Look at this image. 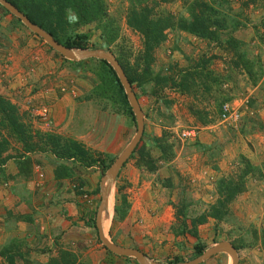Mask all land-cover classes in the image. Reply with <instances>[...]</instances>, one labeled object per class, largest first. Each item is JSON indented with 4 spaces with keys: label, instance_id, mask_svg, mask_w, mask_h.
Segmentation results:
<instances>
[{
    "label": "rangeland",
    "instance_id": "374dc122",
    "mask_svg": "<svg viewBox=\"0 0 264 264\" xmlns=\"http://www.w3.org/2000/svg\"><path fill=\"white\" fill-rule=\"evenodd\" d=\"M155 1L160 3L161 10L174 15L182 13L186 17L183 3L194 0ZM107 4L108 12L118 17L120 26L115 45L123 49L132 61L142 48L140 37L125 25L127 0H109ZM228 8L230 14L245 26L243 31L236 34L245 44L243 50L249 58H259L263 65L261 78L255 87L242 73L227 78L226 55L219 49L176 31L167 33L166 42L155 52L153 73L162 71V74H168V67L174 71L191 68L202 57H214L208 68L214 77L219 78V89L204 94L201 88L196 99L167 89L160 96L150 98L135 89L144 116L140 145L151 149V156L157 160L159 152L152 147L154 139L166 134L172 159L167 163L159 162L154 173L138 169L136 156L127 161L115 180L109 204L103 211L102 227L106 239L115 246L141 251L148 259L157 260V263L170 264L176 258L191 261L196 245L203 246L206 251L221 242L232 245L242 240L244 246L237 250L238 264H264V249L245 244L250 242L253 230L264 229V176L246 180V191L229 207V221L219 223L207 217L210 206L217 199L215 186L218 179L235 174L242 167L243 159L253 166L261 165L264 160V29L261 27L264 0H255L254 3L250 0H228ZM92 30V27H85L79 32L91 31L92 42H98V35ZM114 46L111 47L112 52ZM111 51L105 52L114 56ZM88 64L73 71L41 39L0 10V96L17 108L22 122L32 131L74 140L91 153L100 155V164L91 168L98 176L88 179L94 185L98 183L92 196L85 191L80 176L71 179L74 191L79 196H95L97 206L95 203L90 208L86 206L85 211V216L92 218L100 200V180L108 170L103 172V168L110 159L114 158L115 161L128 146L135 135L136 125L116 103L93 96V90L99 84L93 70L99 65ZM218 91L231 96V101L225 105L238 109L239 119L235 124L221 120L225 105L221 113L216 112ZM190 106L200 110L202 115L204 111L208 113L212 123L202 125L199 118L191 114ZM43 109L48 112V121L39 117ZM191 129L195 131V138L183 139L181 132ZM12 148L8 156H17L16 151L20 147ZM37 159L50 161L52 155L39 153L35 156ZM78 171L80 173L82 170ZM117 188L120 190L118 197ZM122 197L127 200L130 209L125 220L120 222L114 220L113 208L116 199L120 202ZM2 202L0 213L6 226L4 230L0 229V250L14 242L24 253V259L16 258V264H43L40 261L42 256L29 254V251L41 252L50 240L43 242L42 238L32 241L17 238V218L13 213L5 215L8 200L4 198ZM182 205L185 208L180 211ZM107 209L109 217L105 219ZM201 217L205 218V222L197 225V237L175 235L180 224L177 218H185L189 230L194 225L191 221ZM89 222L87 225L83 223L82 228H88L92 237L89 242L86 240L80 244L79 249L76 248L83 257L80 263L107 264L111 255L105 251L98 240L97 231L92 229V222ZM75 234H71L73 238ZM87 244L88 247H85ZM112 258L115 260L111 261L112 264L133 262V259L128 261L114 255ZM0 264H4L1 259ZM203 264H231V258L228 254H218Z\"/></svg>",
    "mask_w": 264,
    "mask_h": 264
},
{
    "label": "trees",
    "instance_id": "16d2710c",
    "mask_svg": "<svg viewBox=\"0 0 264 264\" xmlns=\"http://www.w3.org/2000/svg\"><path fill=\"white\" fill-rule=\"evenodd\" d=\"M14 6L23 14L32 24L38 26L43 31L53 37L60 45L68 49L77 50H104L111 51V47L119 39V21L118 17L108 12L109 0H5ZM162 2L168 3L166 0ZM254 3L255 0H250ZM160 3L155 0H127L125 8V25L131 31L135 32L141 39V50L139 54L131 61L129 56L121 48L112 52L120 67L122 68L131 88L138 101L135 89L142 91L148 97H158L163 90H175L179 95H185L196 99L201 88L204 94H211L219 89V78L214 77L209 70V64L214 57L201 58L197 64L191 68L174 71L168 67L170 73L162 74V71L153 73V64L155 62V52L163 46L167 40L169 32H183L193 36L207 45H213L226 55V65L228 68L227 78L234 77L237 74H243L252 87H255L262 75L263 65L259 58H249L247 52L243 50L244 42L237 38L244 25L237 20V17L230 14L228 0H194L193 2H184L183 11L186 17L181 14L174 15L159 8ZM0 10L9 15L16 24L22 26L19 19L11 16L1 6ZM92 27L93 33H96L98 42H92L93 34L90 32H79L82 28ZM264 29V18L261 22ZM50 49V48H49ZM52 51V50H51ZM61 59L68 64L70 69L78 71L86 63H97L99 67L94 71L98 79V87L93 90V96L101 100L116 103L121 107L122 112L135 123L134 115L127 102L124 90L117 79L113 69L105 61L84 60L72 62ZM88 64V65H89ZM174 71V72H173ZM223 78H221L222 80ZM216 112L221 113L223 105L231 101V96L224 92L217 93ZM251 105V104H250ZM190 112L197 116L202 125H210L209 114L190 106ZM141 143V141H140ZM138 144L137 148L129 158L135 156V165L138 169L147 170L154 173L158 168L159 162H169L172 159L170 146L167 145L166 134L160 138L154 139L152 145L159 152V157L155 160L150 150L144 145ZM18 146L16 151V167L18 175L23 179L31 177L32 165L35 163L31 155L50 154L55 163L54 178L56 181L71 180L74 171L79 168H92L99 163L100 155L93 154L84 146L74 140L64 139L60 136L39 131H32L31 127L24 124L18 113L17 108L6 98L0 96V182L7 181L5 175V165L10 157L8 152L12 147ZM128 160V161H129ZM242 160V158H241ZM114 158L110 159L103 168L106 171L113 163ZM127 163V162H126ZM264 176V160L259 166H253L247 160L243 159L242 167L235 174L218 179L215 191L217 199L210 206L207 217L218 221H229V207L234 200L246 191V180L251 177ZM120 190L117 188L118 197ZM184 205L181 206L185 208ZM130 205L125 198L120 202L116 199L113 208V218L117 221H124L128 215ZM178 212V211H177ZM89 218L92 222V229L95 228V214ZM179 215V212H178ZM24 218H20L23 221ZM179 220V230L175 235H190L197 237V225L205 222V218H197L191 223L194 225L189 230L186 228L185 218ZM87 221V223H88ZM97 233V232H96ZM248 247L261 246L264 249V229L260 231L253 230L251 233ZM239 243V244H237ZM232 243V246L238 250L244 246V241L239 240ZM106 251V250H105ZM195 255L193 259L202 255L205 251L203 246L194 247ZM109 255L111 253L106 251ZM16 258L24 259L21 249L12 242L0 250V259L4 264H16ZM128 260L127 258H124ZM134 264H138L132 260ZM185 262L182 258H176L171 264ZM45 264H82L78 262L75 254L67 251H61L55 257H49ZM131 264V263H130Z\"/></svg>",
    "mask_w": 264,
    "mask_h": 264
},
{
    "label": "crops",
    "instance_id": "0c3cea01",
    "mask_svg": "<svg viewBox=\"0 0 264 264\" xmlns=\"http://www.w3.org/2000/svg\"><path fill=\"white\" fill-rule=\"evenodd\" d=\"M233 109L238 111L237 108ZM9 157L10 159L5 165L7 182L0 184V204H4L2 202L4 198L7 199L9 206L5 215L10 216V213H13L17 218L15 226L19 229V236L16 237L29 239V241L42 238L43 242L49 239L50 241L47 242V245H44L45 248L41 252L39 250L38 252L29 251V254L42 256L40 261L43 264L47 263L49 257H55L63 250L77 255L78 262H80L83 257L80 255L81 251H77L79 245L84 244L86 240L89 242L92 237L88 228H82V224L87 225L89 219L85 216L86 206L90 208V205L96 204L97 200L95 196L87 197V194L79 196L74 191L72 180L80 176L84 181L85 191L92 196L98 183L94 185V182L90 183L88 179L95 178L98 176L97 173L91 168H79L78 170L82 171L79 173L76 170L74 173L78 172L77 176H73L72 180L56 181L54 178V161L51 159L50 161L37 159L34 160L35 163L32 165L31 177L23 179L18 175L14 154H9ZM31 157L35 159V155H31ZM95 180L98 181V179ZM5 215L4 218H7ZM1 218L0 213V229L4 230L6 224ZM20 218H24L23 221H20ZM78 231L82 233L79 234ZM71 234H75V239ZM45 235H48V237L45 238ZM85 247H88V244ZM85 247L83 246V250ZM111 261L115 262L112 256L107 264H112ZM153 261L158 262L157 260ZM104 263L106 264V262Z\"/></svg>",
    "mask_w": 264,
    "mask_h": 264
},
{
    "label": "water",
    "instance_id": "95a60500",
    "mask_svg": "<svg viewBox=\"0 0 264 264\" xmlns=\"http://www.w3.org/2000/svg\"><path fill=\"white\" fill-rule=\"evenodd\" d=\"M0 6L11 16L19 19L26 29H28L31 33L41 39L51 50L56 52L63 59L72 62H79L90 59L105 61L115 72L117 79L124 90L129 107L131 108L134 115L136 132L128 146L110 165L100 181V201L95 214V228L97 231L99 242L105 248V250L112 255L121 258L133 259L138 264H161L148 259L142 252L138 250L120 248L115 246L113 243L106 239L102 227V214L104 209L107 208L109 204V199L111 198L115 180L122 167L129 160V158L137 148L144 132V116L142 110L122 68L111 53L101 50L68 49L57 43L51 35L43 31L41 28L32 24L23 14H21L14 6H12L7 1L0 0ZM218 254H228L231 258V264H238L239 259L237 250L231 245V243L228 242H221L212 246L211 248L204 251L201 256L191 261L176 264H203L204 262Z\"/></svg>",
    "mask_w": 264,
    "mask_h": 264
},
{
    "label": "built area",
    "instance_id": "2783aa9c",
    "mask_svg": "<svg viewBox=\"0 0 264 264\" xmlns=\"http://www.w3.org/2000/svg\"><path fill=\"white\" fill-rule=\"evenodd\" d=\"M42 120L48 121V112L46 109H43L42 112L40 113ZM239 119V114L238 111L230 107L229 105L223 106L222 114H221V120L226 122L230 121L232 124H235ZM181 137L183 139H194L195 138V131L194 130H186L181 132ZM41 177V174H40Z\"/></svg>",
    "mask_w": 264,
    "mask_h": 264
},
{
    "label": "bare ground",
    "instance_id": "6f19581e",
    "mask_svg": "<svg viewBox=\"0 0 264 264\" xmlns=\"http://www.w3.org/2000/svg\"><path fill=\"white\" fill-rule=\"evenodd\" d=\"M107 213H106V215H105V219H106V217H109V209H107Z\"/></svg>",
    "mask_w": 264,
    "mask_h": 264
},
{
    "label": "clouds",
    "instance_id": "9594fccd",
    "mask_svg": "<svg viewBox=\"0 0 264 264\" xmlns=\"http://www.w3.org/2000/svg\"><path fill=\"white\" fill-rule=\"evenodd\" d=\"M126 164V163H125Z\"/></svg>",
    "mask_w": 264,
    "mask_h": 264
}]
</instances>
